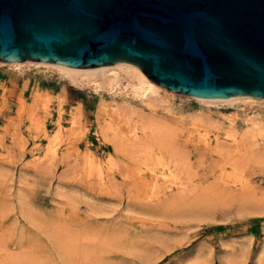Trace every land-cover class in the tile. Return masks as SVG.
I'll use <instances>...</instances> for the list:
<instances>
[{
	"label": "rangeland",
	"instance_id": "374dc122",
	"mask_svg": "<svg viewBox=\"0 0 264 264\" xmlns=\"http://www.w3.org/2000/svg\"><path fill=\"white\" fill-rule=\"evenodd\" d=\"M36 90L51 101L48 113L34 121L22 112V104L30 106ZM123 90L127 88L120 94ZM116 99L150 114L131 96ZM99 102L98 95L61 82L51 70L0 66L1 247L32 250L45 264H83L79 255L69 262L57 251L58 236L70 233L93 237L94 264H185V258L202 245L212 250L211 261L199 259L194 264H218L221 242L229 239L240 243L233 251L243 254L238 264H251L260 250L264 263V215L241 213L240 203L216 181L215 155L203 150L198 132L190 140L186 135L199 121L200 134L212 141L215 130L208 123L226 128L223 118H234L236 130L242 132L246 119L264 122V107H206L176 95L154 108V115L174 132L176 146L190 159L193 187L208 198L196 207L145 196L135 165L116 154L100 135ZM77 110L81 116L72 126L70 119ZM49 149L55 151L54 157L47 154ZM93 158L103 166L106 187L89 175ZM240 177L253 188L251 200L264 203V167L249 163ZM141 250L149 255H141Z\"/></svg>",
	"mask_w": 264,
	"mask_h": 264
},
{
	"label": "water",
	"instance_id": "95a60500",
	"mask_svg": "<svg viewBox=\"0 0 264 264\" xmlns=\"http://www.w3.org/2000/svg\"><path fill=\"white\" fill-rule=\"evenodd\" d=\"M128 63L196 99L264 100V0H0V62Z\"/></svg>",
	"mask_w": 264,
	"mask_h": 264
},
{
	"label": "bare ground",
	"instance_id": "6f19581e",
	"mask_svg": "<svg viewBox=\"0 0 264 264\" xmlns=\"http://www.w3.org/2000/svg\"><path fill=\"white\" fill-rule=\"evenodd\" d=\"M0 66L13 67L17 71L31 67L51 70L57 73L61 82L80 91L98 95L100 102L97 118L100 120V135L109 142L116 154L122 155L135 165L136 181L144 185L145 196L149 199L158 196L157 198L171 200L172 204L183 206L198 207L206 203L208 198L196 192L193 187L190 159L176 146L174 132L154 115V108L158 106L157 104L160 101H170L178 95L180 98L191 99L206 107L224 104H249L259 108L264 107V100L250 97L196 99L176 94L152 83L137 67L128 63L89 69L33 61L0 62ZM124 83L127 86L122 87ZM126 88L127 90H123L120 94V90ZM121 95L131 96L132 99L147 107L150 114L143 115L134 105L124 99L118 102L116 97ZM104 96L109 99L106 100ZM50 101L48 95L36 90L30 106L22 104V112H28L34 121H37L35 118L40 113H48ZM80 116L81 111L74 112L70 124L75 126ZM223 121L226 128L216 122L208 123V126L215 130L212 141L206 134H200L199 121H195L191 130L187 131V139L190 140L191 134L198 132V142L203 150L215 155V168L218 170L216 181L223 186L224 191L230 197L240 203L241 213L264 215V203L251 200L250 195L253 188L247 180L240 177L241 171L249 163L264 167V122L257 118L246 119L245 129L238 132L234 118H223ZM47 154L54 157L55 151L49 149ZM89 172L100 187H106L101 162L93 158ZM93 242L95 240L90 235L78 238V236L65 233L57 238V251L66 261H74L79 255L83 264H94L91 257ZM82 243L85 244L82 245ZM236 244L240 245L229 239L221 242V251L217 255L218 264H238V261H242V253L239 256L233 253L235 247L238 246ZM174 247L168 248L167 252ZM1 248L0 264H45V261L32 250L26 251L22 248L8 250L6 245H2ZM131 248L134 249L128 247V249ZM140 252L141 255H149L147 250ZM261 252L262 250L251 264H264ZM211 256L212 250L202 245L195 250L194 254L187 256L184 263L194 264L199 259L210 262Z\"/></svg>",
	"mask_w": 264,
	"mask_h": 264
}]
</instances>
